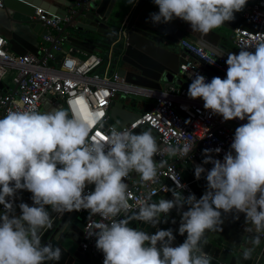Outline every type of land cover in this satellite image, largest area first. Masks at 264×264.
Masks as SVG:
<instances>
[{
    "label": "clouds",
    "instance_id": "clouds-1",
    "mask_svg": "<svg viewBox=\"0 0 264 264\" xmlns=\"http://www.w3.org/2000/svg\"><path fill=\"white\" fill-rule=\"evenodd\" d=\"M137 0H127L134 5ZM157 12L150 13L154 24L179 18L192 31L208 34L234 19L247 0H153ZM252 46L255 51L246 50ZM228 53L226 76L210 81L196 73L187 90L191 99L202 98L203 107L224 121L247 120L235 129L223 160L203 149L204 160L194 168L200 179L206 173L207 190L197 199L184 197L176 189L173 199L152 202L149 194L133 212L128 203V184L124 178L135 172L144 182H157L158 144L151 130L136 134L113 129L106 139L89 140V124L57 108L49 112L33 109L10 111L0 118V264H45L58 261L61 249L42 244L41 234L52 223L45 206L54 212L87 209L98 214L99 222L89 225L88 236H95V247L103 253V264H212L203 251L207 232L221 231L222 212L243 213L247 230L257 235L252 243L259 246L264 233V40ZM223 55V51L219 53ZM209 64L215 59L204 58ZM191 147L183 149L186 155ZM175 154V149H169ZM213 167L206 170L203 164ZM94 190L85 193V187ZM32 193L33 206L21 202L20 215L14 213L17 190ZM8 198V199H6ZM181 214L178 228L186 238L177 246L173 230L158 229L154 234L129 227L134 219L155 227L161 215L174 207ZM124 214L121 216V214ZM131 213V215H129ZM119 217V218H118ZM233 219H238L234 215ZM159 245V247H158ZM243 259H251L245 250Z\"/></svg>",
    "mask_w": 264,
    "mask_h": 264
},
{
    "label": "built area",
    "instance_id": "built-area-1",
    "mask_svg": "<svg viewBox=\"0 0 264 264\" xmlns=\"http://www.w3.org/2000/svg\"><path fill=\"white\" fill-rule=\"evenodd\" d=\"M81 1L74 0V6L79 7ZM251 4L240 11L241 16L258 25L257 31L245 28H235L232 35V44L235 53L243 46L255 44L264 40V0H247ZM3 0H0V8ZM74 11L72 10L71 13ZM35 18L44 27L46 34L42 36L44 44L37 49V55L27 53L17 55L10 51L8 41L0 34V118L10 111H24L33 109L39 111L42 98L52 97L60 102L68 111L69 116L78 117L89 124V140L106 139L114 129L112 126L103 127L108 119L109 107L112 100L119 95L128 94L150 96L154 103L141 111L138 118L119 130L134 131L140 127H147L157 134L161 146L158 154L153 159L158 164L157 182H144L140 176L124 178L128 184V203L132 211L138 209V202L144 200L149 194L152 198L166 189L176 188L174 181H179L183 188L194 194L190 185L183 181L181 168L175 162L186 167L188 163L193 166L201 165L200 157L204 156L203 149L219 147V153L212 152L214 159L223 160L234 137L235 129L247 123V120L234 118L224 121L220 115H212L210 110L203 107L202 98L191 99L187 90L196 73L203 75L206 81L213 77L225 78L227 65L226 59L207 51L203 46L183 38L179 41L180 47L187 53L179 64V75L186 81L184 84L167 83L159 91H148L127 84L116 71H109L111 58L107 59L108 67L100 68L104 58L95 52L87 53L74 47L64 51L65 37L61 35L62 26L69 17L62 18L41 8L35 11ZM128 23L122 22L118 34L125 35ZM248 51H255L252 46ZM64 55L57 60V54ZM81 54L82 56H79ZM215 59L214 64H209L204 58ZM9 78L12 86L6 83ZM55 104V102H52ZM185 155L183 149L191 147ZM169 149H175L173 160H170ZM210 170L211 163L203 164ZM206 173H202L201 177ZM88 184L85 193L91 192ZM177 190V189H176ZM84 222V231L79 248L82 252H89L94 256L92 242L95 236H88L89 225L99 222L98 214L91 215L90 210H75ZM64 213H58L61 217ZM124 214L122 213L121 216ZM119 218V217H118ZM130 227V226H129ZM264 238V233H262ZM264 251V243L262 246Z\"/></svg>",
    "mask_w": 264,
    "mask_h": 264
},
{
    "label": "water",
    "instance_id": "water-1",
    "mask_svg": "<svg viewBox=\"0 0 264 264\" xmlns=\"http://www.w3.org/2000/svg\"><path fill=\"white\" fill-rule=\"evenodd\" d=\"M54 1L63 4L67 10L58 8L47 0H3L1 10L13 22L26 27L40 37L45 35L46 31L35 18L37 8L57 14L62 18L69 17L61 31L66 44L87 53L98 49L110 50V58L116 67L117 74L133 87L159 91L164 84L176 82L175 77L179 74V64L187 53L179 45V41L183 38L227 59L228 53L222 45L212 47L170 22L152 23L149 16L153 13V3L149 5L144 0H137L134 5H130L127 4V0H86L81 1L79 7H75L74 0ZM249 5L251 4L246 3L245 7ZM72 10L73 13H71ZM124 14H127L125 18H121ZM124 21L128 23L125 35H119V27ZM222 26L232 31L237 27L251 31L258 29V25L241 16L240 12L234 13V19L224 22ZM22 39L16 32H12L7 38L10 51L20 56L27 53L37 55V48L34 46L33 50L28 49L27 42ZM221 51L223 55H219ZM55 100L52 97L42 98L39 111L49 112L63 108L60 102ZM140 113L141 111L136 108L132 99L119 95L112 100L108 119L103 127L109 125L119 130L122 126L134 122ZM143 130H149V128L140 127L133 132L138 134ZM151 132L157 140V134L153 130ZM157 144L159 148L161 146L159 140ZM200 159L204 160V156ZM190 165V163L187 164V166ZM132 173L139 176L135 172ZM89 188L94 190L93 185ZM190 189L192 190L191 186ZM177 191L184 197L190 194L185 189H177ZM159 194L164 199H173L171 191ZM31 195L32 193L26 189L17 190L13 198L14 213L17 216L20 215L19 203L24 202L33 206ZM45 207L52 223L42 232L41 243H51L54 247L61 249L58 261H46L45 264H103V253L95 247L96 238L92 242L94 256L80 250L79 243L82 241L84 222L75 210L67 211L58 217V213L54 212L50 206ZM186 210L187 206L179 211L174 207L168 213L161 215L163 222L155 227L134 219L129 220V226L150 234H154L158 229L171 228L175 236L172 246H177L186 238V233L185 235L178 233L181 214ZM4 211L3 205H0V214ZM227 215L231 218L238 215V219H234L238 225L232 227L230 232L224 235L216 231L207 232L204 237L203 251L210 255L212 264H264L262 233L258 234L261 238L259 246L254 245L252 237L257 234L247 230L250 226L246 223L244 214L228 213ZM245 250L251 252V259H243Z\"/></svg>",
    "mask_w": 264,
    "mask_h": 264
},
{
    "label": "crops",
    "instance_id": "crops-1",
    "mask_svg": "<svg viewBox=\"0 0 264 264\" xmlns=\"http://www.w3.org/2000/svg\"><path fill=\"white\" fill-rule=\"evenodd\" d=\"M47 1L50 2L51 4H54L58 8L67 10V8L63 4L55 2L54 0H47ZM144 2H147L150 5L153 3V0H144ZM152 5H153L152 12H157L158 7L154 3ZM126 15L124 14L121 18H125ZM170 23L182 29L184 32H187L195 36L196 38H199L200 40H202L203 42H205L206 44L212 47H216L217 45H222L224 46L226 53L235 52L233 44H232L233 31L224 26H220L219 28L213 29L208 34H202L199 32L192 31L189 23L179 18H174ZM12 32H16L19 36H21L23 38L22 41L27 42V46H28L27 48L30 50H33L35 47L39 49L44 44L42 37L34 34L32 31L26 29V27L20 26L19 24H16L15 22H13L0 8V34L7 39L8 37H10ZM71 47L72 46H69L66 43L63 45L64 51H67V49ZM94 52L104 58V64L100 68V70H102L104 67H108L107 59L110 58V50L98 49ZM63 55H64L63 53H58L56 59L59 60ZM78 55L82 56L81 54H78ZM108 70L116 71V67L111 63V65H109L108 67ZM175 80L176 82H173L174 84L186 85V81L179 74L175 77ZM5 81L6 83L9 84V86H12L11 81H9L8 77L5 79ZM165 85L166 84H164L163 86ZM134 96H136L137 98H133L132 100L134 101V105L136 106V108L140 111H143L149 108L154 103L153 97L141 96V95H134ZM168 158L170 160L174 159L172 154H169ZM175 161L176 160H173V162ZM200 161L202 162L203 160L200 159ZM176 164L178 167L181 168L183 181L185 183H188L191 186L195 197L200 198L204 194V192L207 190V182H206L205 177L202 176L200 177V179H196L194 176L195 166H193L192 164L186 167L182 166L180 163H176ZM134 176L135 175H133V173H130V177L133 178ZM161 198H162L161 195L158 194L152 198V202H158ZM222 220H223V223L220 226L221 231H218V232L222 233L223 235L230 232L232 227H235L238 225L237 222L233 218H231L227 214H224L223 212H222Z\"/></svg>",
    "mask_w": 264,
    "mask_h": 264
},
{
    "label": "rangeland",
    "instance_id": "rangeland-1",
    "mask_svg": "<svg viewBox=\"0 0 264 264\" xmlns=\"http://www.w3.org/2000/svg\"><path fill=\"white\" fill-rule=\"evenodd\" d=\"M7 77H8V76H7ZM127 97L130 98V99L137 98V97L134 96L133 94H128Z\"/></svg>",
    "mask_w": 264,
    "mask_h": 264
}]
</instances>
